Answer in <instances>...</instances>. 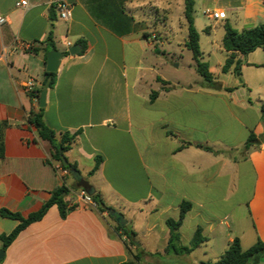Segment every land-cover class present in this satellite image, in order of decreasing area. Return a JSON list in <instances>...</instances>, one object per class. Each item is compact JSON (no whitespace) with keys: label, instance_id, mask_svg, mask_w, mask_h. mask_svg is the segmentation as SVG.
I'll return each mask as SVG.
<instances>
[{"label":"crops","instance_id":"0c3cea01","mask_svg":"<svg viewBox=\"0 0 264 264\" xmlns=\"http://www.w3.org/2000/svg\"><path fill=\"white\" fill-rule=\"evenodd\" d=\"M19 1L0 0V17L5 18L0 24V123L8 124L0 158V211L28 217L64 184L71 190L66 201L74 209L63 219L56 205L50 207L20 232L0 264H123L129 259V240L115 234L108 213L81 201L80 190L74 189L77 180L61 172L60 163H50L51 143L41 140L28 121L30 111L40 107L24 84L35 79L41 89L49 52L69 53L80 39L87 49L80 54L79 45L78 54L63 55L56 85L47 92L44 120L57 133L80 132L66 156L77 163L83 179L96 157L102 158L88 182L125 218L140 247L165 251L170 233L166 220L179 217L183 201L193 205L180 229L184 246L199 226L209 241L208 232L216 231L222 219L231 220L227 229L238 234L243 212L235 200L246 191L247 220L256 241H264V50L240 56L242 83L222 71L229 54L223 46L225 23L238 31L264 23L261 0H194V9L202 14L209 8L226 14L221 20L208 18L206 39L199 40L201 61L221 89L203 82L195 61L190 67L200 78L171 80L167 61L154 54L191 53L188 38L178 41L168 30L150 35L168 27L177 6L184 14V0H68L71 18L61 20L55 8L53 22L50 10L59 0H29L27 9L17 7ZM161 15L163 22L158 21ZM50 31L55 49L44 42ZM155 91L158 96L151 101ZM251 132L258 143L247 151ZM220 200L228 209L218 216ZM19 223L0 214V234H11ZM184 229L190 237H184ZM186 257H168L167 264H184L177 259Z\"/></svg>","mask_w":264,"mask_h":264},{"label":"trees","instance_id":"16d2710c","mask_svg":"<svg viewBox=\"0 0 264 264\" xmlns=\"http://www.w3.org/2000/svg\"><path fill=\"white\" fill-rule=\"evenodd\" d=\"M184 2V17L186 19L188 29V40L186 47L192 53L193 60L196 63V70L202 77L203 82L209 87L221 89V83L215 80L214 74L209 70V65L201 61L202 52L199 44L200 34L194 22L195 1L184 0ZM54 9L55 5L50 10V18L52 22L56 20ZM224 29L225 34L223 38V46L229 54L222 67V71L223 73L232 72L242 83L243 59H241L240 56L246 57L258 48L264 50V23L251 28L243 29L242 31H238L227 22L224 25ZM205 31H207V29H205ZM44 42L50 44L52 48H56L54 45L53 31L49 32ZM77 43L81 46L80 54H83L87 49L86 41L80 39L77 41ZM64 54L68 55L69 53L65 52ZM48 79H50V88H54L57 81V73H49L46 71L42 88L37 89L35 94L31 96L32 98L39 99L40 93L44 89L45 83ZM159 80L162 81L160 78ZM225 89L228 92H232L235 88ZM157 96L158 92H152L150 96L151 101H154ZM44 111V108H39L38 111L31 110L28 115V121L36 128L38 136L41 140L51 143L53 150L51 153L50 163L52 164V161L60 163L62 168L71 175H73L75 171L79 172L77 163L69 161L66 154L77 143L80 132L78 131L71 133L66 131L57 133L46 124L44 120ZM261 113L262 120L264 122V103L261 105ZM7 125V122L0 123V158L4 157L5 155L4 131ZM255 143H258V138L253 132H251L247 142L245 143V150L248 151ZM204 149L213 151L210 147H204ZM61 154L66 157L68 161L67 166L63 164ZM95 161V166L88 173L87 178L83 179L87 184L89 183L88 177L93 176L99 169L102 163V158L98 156L96 157ZM84 182L77 180L75 182L74 189H84L86 191ZM70 191V188L66 184L57 187L52 191L51 197L42 206V208L38 212L30 214L28 217H24L19 213L11 212L7 209H1L0 214L3 217L14 219L20 222L11 234H0L2 250L6 251L9 245H11V243L17 238L22 230L28 227L31 223L41 220L47 213L48 209L54 205L59 208L61 217L65 219L69 212L74 209V205H69V203L66 201V197L69 195ZM92 198L97 203V211L100 213H108L109 217L115 221V226L113 227L115 234L119 235L120 237H126V239L129 240V243H126L129 259L123 264H167L169 263L167 260L168 257L189 256L196 249L201 247L206 241H208V238L203 235L202 227L199 226L195 231L190 245L184 246L182 244L180 229L185 221L187 213L193 207L191 202L183 201L180 204L179 217L177 219L169 218L166 220V225L169 228L170 233L168 245L165 251L157 253L147 252L140 247V244L137 241V233L132 229L131 226L123 225L116 219V216L112 214V212H116V210L106 205L101 194L94 193ZM132 246H135L136 249L132 250ZM262 260H264V241L258 238L252 247L244 250L240 238L236 237L233 242L229 244L228 248L217 262L208 264H259ZM1 261L2 259L0 262Z\"/></svg>","mask_w":264,"mask_h":264},{"label":"rangeland","instance_id":"374dc122","mask_svg":"<svg viewBox=\"0 0 264 264\" xmlns=\"http://www.w3.org/2000/svg\"><path fill=\"white\" fill-rule=\"evenodd\" d=\"M178 2L182 3L183 0H178ZM194 17L196 20V27L199 29L200 36L202 38V41H205L206 34L203 31L204 26L207 25L210 21L208 17H206L204 14H202V11L199 8H196ZM158 21L163 22L162 15L159 16ZM62 26V30L65 29L64 23L60 22ZM168 27L163 28L161 30H154L150 35H155L156 37H159L160 35H163L166 33L165 31L168 30L170 33L168 36L170 37H176L178 41H182L184 38H188V29H187V23L186 19L183 14V8L181 5L177 6L173 13L170 15L168 19ZM222 32L220 31L218 36H221ZM161 53L154 54L156 56H160L164 61H167L168 64V73L167 75L170 77L171 80H177L182 82H187L188 80H193L195 78H200L197 73H195L193 67H190V65L194 62L192 58V54L190 52H185L182 55L180 54H174L170 53L169 50ZM197 77H196V75ZM148 87V84L145 85ZM150 91L152 89H155L154 86H151L148 88ZM229 191H233V188L229 189ZM228 193V190H227ZM246 193L242 195L241 200H235V202H240L242 204V218L239 222V224L236 226V233L238 234H232L233 230L227 229V224L231 222V220L228 219H222V224L220 227L214 231V232H208L209 241L202 245L200 248L196 249L192 254L187 256L183 259H177L178 261L184 263V264H208V263H215L217 262L223 253L226 251L228 244H229V238L230 237H240L242 241V246L244 250L249 249L256 243V234L253 228H251L249 221L247 220V203L248 200H245ZM228 202V200H227ZM228 209V203L224 204L220 200L217 205V214L218 216H221L226 210ZM184 237H190V232L187 231V229L183 230ZM186 245H189L188 242H186ZM161 245V244H160ZM149 249H155L154 246H149ZM161 247V246H160Z\"/></svg>","mask_w":264,"mask_h":264},{"label":"built area","instance_id":"2783aa9c","mask_svg":"<svg viewBox=\"0 0 264 264\" xmlns=\"http://www.w3.org/2000/svg\"><path fill=\"white\" fill-rule=\"evenodd\" d=\"M262 3L264 4V0H261ZM17 7L23 8V9H27L30 6V2L29 0H21L19 1L17 4ZM55 8L58 14V17L61 20L67 21L71 18L72 15V4L68 1V0H59L56 2L55 4ZM203 14L208 17V18H212L213 20H221L226 18V14L223 11H219V10H214V9H206L204 10ZM5 22V18L0 17V24H3ZM72 44L68 43V47H71ZM31 47V46H28ZM24 89L25 92L32 96L33 94H35L36 90H37V82L35 79H29L26 81V83L24 84ZM59 170L61 172L64 173H68L66 170H64L62 168V166L59 167ZM81 201L96 209L97 208V203L93 200L92 196L89 195L84 189H81L79 192Z\"/></svg>","mask_w":264,"mask_h":264},{"label":"water","instance_id":"95a60500","mask_svg":"<svg viewBox=\"0 0 264 264\" xmlns=\"http://www.w3.org/2000/svg\"><path fill=\"white\" fill-rule=\"evenodd\" d=\"M80 51V46L79 45H75L73 47H71L69 49V53L72 55L78 54ZM63 52L59 51V50H53L51 52H49L48 54V58H47V65H46V71L49 73H57V71L59 70L60 64H61V59L63 58ZM50 88V79H48L45 83L44 89L41 91L40 93V97H39V107L40 108H45L46 104H47V92L48 89ZM61 158L63 161V164L65 166L68 165V161L66 159V157L61 154ZM73 177L76 180H81L82 182H84L81 174L77 171H75L73 173ZM84 186L86 187V192L89 195H93L95 193V189L93 188V186L90 183H85L84 182ZM113 215L116 216V219L118 221H120L123 225H126L127 221L125 220V218L119 214L118 212H112ZM5 252L2 250L0 251V259H3ZM259 264H264V262H260Z\"/></svg>","mask_w":264,"mask_h":264},{"label":"flooded vegetation","instance_id":"af4514ba","mask_svg":"<svg viewBox=\"0 0 264 264\" xmlns=\"http://www.w3.org/2000/svg\"><path fill=\"white\" fill-rule=\"evenodd\" d=\"M261 262H264V260H262Z\"/></svg>","mask_w":264,"mask_h":264}]
</instances>
